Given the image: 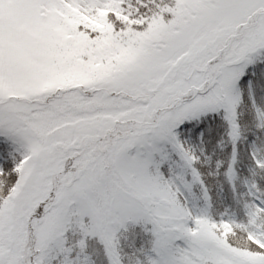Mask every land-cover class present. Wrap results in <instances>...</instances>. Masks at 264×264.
Masks as SVG:
<instances>
[{
	"label": "snow or ice",
	"instance_id": "6c2138e0",
	"mask_svg": "<svg viewBox=\"0 0 264 264\" xmlns=\"http://www.w3.org/2000/svg\"><path fill=\"white\" fill-rule=\"evenodd\" d=\"M0 264H264V0H0Z\"/></svg>",
	"mask_w": 264,
	"mask_h": 264
}]
</instances>
